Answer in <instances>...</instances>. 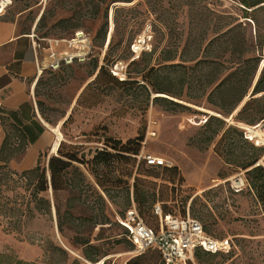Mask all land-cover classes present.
<instances>
[{
    "label": "rangeland",
    "instance_id": "rangeland-1",
    "mask_svg": "<svg viewBox=\"0 0 264 264\" xmlns=\"http://www.w3.org/2000/svg\"><path fill=\"white\" fill-rule=\"evenodd\" d=\"M93 2L11 0L5 8L9 17L21 12L16 17L17 25L21 29L31 26L30 32L39 37L69 38L75 30H82L89 37L91 51L84 62L75 60L39 77L35 95L44 121L54 126L62 115L67 113V117L56 127L62 134L58 149H52L54 132L50 144L36 155L33 163L39 157L45 165L49 156L63 154H74L76 160L65 173L70 187L55 192L48 188L44 193L51 203L50 214L27 220L20 231L8 230L5 221H0V264H12V259L47 264L54 246L62 247L70 258H78L82 264H96L101 259L105 260L104 264H127L137 256L136 264H159L161 259L156 252L138 255L122 234L123 225L118 217L132 198L143 220L152 225L155 221L148 203L138 204L134 200L135 178L137 189L150 195L153 202H159L164 211L174 216L189 214L200 220L211 235L230 238L229 252H200L198 258L193 257L194 264H264V205L248 184L234 189L230 181L237 175L246 178V169L239 165L253 152V145L239 135V124L248 121L229 118L248 95L230 114L207 103L205 96L195 103L178 100L183 108L166 109L152 100L153 96L165 95L150 91L146 79L143 80L151 66L178 62L177 58L191 56L198 47L202 51L218 29L229 27H232L229 33L211 44L212 48H226L223 63L229 65L235 60V54L229 53L232 46L229 34L237 33L246 45L253 42L256 26L257 34L263 35L259 50L263 64L264 4L251 11L238 0H116L110 3L107 17L102 9L95 16L82 15ZM43 11V21L36 26V19ZM70 16V21L58 22ZM251 17L257 19V24L249 21ZM70 23H77V27L71 28ZM143 33L150 36L147 46L133 52L131 42ZM164 48L175 54V60L162 62ZM118 62L126 65L122 78L126 83H120L119 75L111 71ZM95 63L97 67L92 73ZM99 66L104 69L94 79ZM158 73L172 79L184 74L190 83L182 85V92L198 91L199 66L163 69ZM172 88L177 89L178 83L174 82ZM212 116L222 120L216 134H212L217 127L209 118ZM150 120L156 122L154 136L148 134ZM137 138H141L138 145ZM129 139L133 141L126 144ZM113 142L129 152L113 150L110 147ZM2 145L5 147L0 156L13 154L7 165L14 169L28 144L5 115H0V148ZM257 148L264 151V146ZM100 150L114 155L107 167H94L90 162ZM140 152L163 156L171 166L146 165L137 157ZM262 160L263 156L256 163L262 164ZM110 176L126 179L128 188L113 182L112 186L107 185L108 196H105L97 182L110 184ZM97 192L104 198L106 221L93 216L98 212ZM54 204L59 206L61 231L56 226ZM85 238L106 254L96 262L84 259L80 240Z\"/></svg>",
    "mask_w": 264,
    "mask_h": 264
},
{
    "label": "trees",
    "instance_id": "trees-1",
    "mask_svg": "<svg viewBox=\"0 0 264 264\" xmlns=\"http://www.w3.org/2000/svg\"><path fill=\"white\" fill-rule=\"evenodd\" d=\"M113 1L116 0H94L92 5L82 15L95 16L98 11L102 9L103 16L107 17V10L110 3ZM122 1L130 2L132 0ZM238 1L243 7L251 8V11L261 7L264 4V0ZM71 17L72 16L65 19H60L58 20V22L61 23L70 21ZM244 17L247 16L244 15ZM43 18L44 11L39 15L36 26L43 21ZM251 19H249V21L257 24L256 18L251 17ZM70 27L76 28L77 23H70ZM222 30L223 29H218L214 33L216 35L208 41L202 51H200V48L198 47L191 56L186 58H177V60H179L178 62H170L157 67L151 66L148 69L147 75H143V80L146 79L150 87V91L165 95L153 96L152 100L154 102L164 105L166 109H175L184 107V105L178 100L195 103L200 98L205 96V100L207 103L212 106L218 107L226 114H230L232 110H234V108L238 106V104H241L243 102L245 96L248 95V98L240 106L236 114L234 116L233 114H230L229 118L232 119V117H234L237 120H247V124H253L264 117V63L260 64L261 56L259 53L262 45L263 35L261 36L257 34L255 26V35L253 42H248L245 45L244 41H242V39L238 37L237 33L232 32V34H229L230 43L232 45L229 49V53L235 54V60L230 62L229 65H225L223 63V61H225L223 59V55L226 52V48L223 47L220 49L211 47V44L215 39L223 34H226L227 32L229 33L232 30V27H229L223 31ZM153 50H155V48H153L152 51ZM161 51L163 53H166L161 58L162 62L175 60V54H171L170 50H168L167 48H164ZM185 62L193 63L192 65H186ZM196 66H199V75L196 80L198 91L196 93L182 92V85L184 83H190V81L185 78L184 74H177L174 80L167 74H162L160 76V74L158 73L163 69L176 70V68L178 67L185 69ZM96 67L97 64L95 63L93 65V72ZM103 69V66H99L94 79L99 76ZM149 75L151 77H148ZM125 81L126 80L124 79H120V83H126ZM174 82L178 83L177 89L172 88ZM209 118L210 120H214L217 123V127L212 131V134H216L220 130L219 128L222 120L213 116ZM225 123L227 126L230 125L227 122ZM18 130L21 138L25 141L24 133L21 129L18 128ZM239 135L245 142L251 143L253 145V152L251 157H249L246 161L239 165L242 169H246V178L243 176L241 177L244 181V184H248L250 188L254 189L256 195L264 205V151H259V149L257 148L263 145H254L251 141L245 139L243 137L241 129ZM140 140L141 138H137V140H135V143H137L138 145ZM132 141V139H129L126 141V144ZM4 147L5 146L2 145L0 151L3 150ZM110 147L115 151H119L120 153L129 152L128 148L119 146L118 142H113ZM133 153H137V148L134 149ZM12 156L13 154H8L7 156L2 157L0 156V221H5V227L8 230L20 231V227L23 226V224H25L27 220L38 215H47L51 213L50 200L45 196L44 193L48 188L55 192L56 190L65 189L68 186L70 187V185L67 183V177L65 178V173L67 172V169L70 166L71 162L76 160V156L74 154L51 155L47 158L45 165L42 164L40 162V158L37 157L36 162L32 167L19 171L10 168L7 165V161L12 158ZM113 156L114 155L107 150H100L95 152V154L91 157L90 162L94 167L97 165L107 167L109 165L110 159L113 158ZM261 156H263V163H256ZM146 165L165 166L152 164ZM108 173L110 174L111 171H108ZM112 175H114V173ZM110 178V184H105L104 181L97 182L101 192L105 196H108L107 185L112 186L113 182L122 183L123 187H125L126 189L129 186L126 179L117 178L116 176H110ZM136 181L137 179L135 178L132 182L134 200L138 204L148 203L151 214L153 215L155 221L153 225L146 222L145 223L149 226L154 227L157 221V216L153 213V206L157 202H153V198L151 199L150 195H147V193L139 191L137 189ZM97 199L99 201L98 212H96L93 216L95 219H97L98 217L101 221H106L108 220V218L104 213V198L103 195L99 192H97ZM127 204L128 205L120 213V216H122L125 209L129 207L130 203L128 201ZM54 208L57 215L56 226L58 230L61 231L62 222L60 220L59 206L57 204H54ZM161 209L162 213H169L164 211L162 206ZM137 211L140 212L138 209ZM122 228L123 236L133 246V244L126 237V228ZM203 228L206 231L204 226ZM80 245H83L81 252L82 257L90 262H96L99 258L106 254L100 252L98 245L89 243V240L87 238L80 240ZM229 249L230 246L225 251L211 252L201 248H195L193 251V257L195 256L196 258H198L200 256V252L207 254L227 253L229 252ZM53 251H57V254H53ZM146 251H154L159 255V253L154 249H147L139 253L138 255ZM49 256L51 261L47 264H82L80 259L75 257L70 258L67 251L60 246H54L52 248V251H50ZM138 258L139 256L128 260L127 264H136L135 262ZM104 263L105 260L103 261V264ZM189 263L193 264L190 261L185 262V264ZM12 264L38 263L35 261L12 259ZM159 264H164L162 259Z\"/></svg>",
    "mask_w": 264,
    "mask_h": 264
},
{
    "label": "built area",
    "instance_id": "built-area-1",
    "mask_svg": "<svg viewBox=\"0 0 264 264\" xmlns=\"http://www.w3.org/2000/svg\"><path fill=\"white\" fill-rule=\"evenodd\" d=\"M0 14L11 0H1ZM145 28V32H148ZM33 50V57L36 72L42 70H56L62 64H71L73 61L84 62L91 51V43L88 35L82 30H75L69 38L39 37L33 31L29 34ZM149 35L143 33L134 39L130 48L133 52H138L147 46ZM60 43H64L67 50L58 51ZM44 47L45 54L40 56L39 49ZM125 64L118 62L111 69L112 73L119 75L122 79L125 75ZM155 120H150L148 129L149 136L155 135L153 129ZM243 137L251 141L254 145L264 146V117L253 124H239ZM262 136L260 138L259 136ZM145 164L170 166L171 162L163 156L143 153L137 154ZM231 186L239 189L244 185L241 175L230 178ZM153 213L157 216L154 227L145 223L137 211L133 200L122 216L118 219L126 228V237L134 246L136 253H141L147 249L156 250L164 264H185L190 261L194 264L193 251L201 248L207 251H225L229 248L231 240L229 237L216 238L207 233L200 220L186 214L184 216H174L162 213L160 204L157 202L153 206Z\"/></svg>",
    "mask_w": 264,
    "mask_h": 264
},
{
    "label": "crops",
    "instance_id": "crops-1",
    "mask_svg": "<svg viewBox=\"0 0 264 264\" xmlns=\"http://www.w3.org/2000/svg\"><path fill=\"white\" fill-rule=\"evenodd\" d=\"M21 14L17 12L16 16L9 17L5 10L0 14V115L8 117L22 130L28 144L26 152L13 167L19 170L34 165L36 155L47 148L54 137L51 128L59 127L67 117L65 113L56 121L57 125L50 126L39 112L35 95L37 81L44 72L55 70L45 69L37 74L29 36L31 26L21 29L17 25L16 17ZM57 49L67 50L64 43H60ZM38 52L43 56L46 49L42 47ZM67 65L62 64L60 68Z\"/></svg>",
    "mask_w": 264,
    "mask_h": 264
},
{
    "label": "bare ground",
    "instance_id": "bare-ground-1",
    "mask_svg": "<svg viewBox=\"0 0 264 264\" xmlns=\"http://www.w3.org/2000/svg\"><path fill=\"white\" fill-rule=\"evenodd\" d=\"M2 3V1L0 0V4ZM199 109H202V110H204V111H207V112H209V113H215V112H213V111H211V110H209V109H206V108H203V107H198ZM203 111V112H204ZM216 114V113H215ZM52 130H53V132H56V135H55V137H54V141H53V144H52V149L54 150V149H56L57 148V146L59 145V143H60V141H61V139H62V134L60 133V130L58 129V128H55V127H52L51 128ZM260 138H262V136L260 135L259 136ZM102 259L98 262V263H96V264H102Z\"/></svg>",
    "mask_w": 264,
    "mask_h": 264
}]
</instances>
